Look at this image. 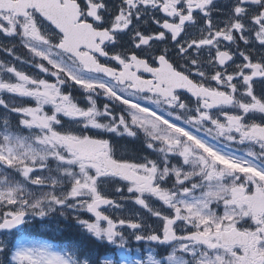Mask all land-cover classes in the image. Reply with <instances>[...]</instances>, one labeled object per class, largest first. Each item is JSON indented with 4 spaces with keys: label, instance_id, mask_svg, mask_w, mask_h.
<instances>
[{
    "label": "snow or ice",
    "instance_id": "1",
    "mask_svg": "<svg viewBox=\"0 0 264 264\" xmlns=\"http://www.w3.org/2000/svg\"><path fill=\"white\" fill-rule=\"evenodd\" d=\"M130 240L264 264V0H0V264Z\"/></svg>",
    "mask_w": 264,
    "mask_h": 264
},
{
    "label": "rangeland",
    "instance_id": "2",
    "mask_svg": "<svg viewBox=\"0 0 264 264\" xmlns=\"http://www.w3.org/2000/svg\"><path fill=\"white\" fill-rule=\"evenodd\" d=\"M38 222H40V225H37ZM65 222H66L65 220L58 218V217L51 218V219L45 218L43 220L37 218V219H34L30 225H28L26 231L31 232L33 228H36L37 231H39L37 233L48 232V233L58 234L59 231L57 230L58 229L60 230L62 223H65ZM30 232L27 233V235H29L30 237L51 243L46 238L45 239L38 238L34 235H31ZM111 246L114 247L113 245ZM154 247L155 246L147 245L143 242H135V241L130 240L129 244L126 246V249H118L117 247L115 248L114 253L116 254V256L113 254V257H112L113 259L110 256H104L103 259H112L113 261H115V264H119V261L121 259V253L123 252L124 255L129 256L130 258L140 259L144 261L147 259L149 250ZM137 249H139L138 252L136 251ZM111 253H113V251H111Z\"/></svg>",
    "mask_w": 264,
    "mask_h": 264
},
{
    "label": "trees",
    "instance_id": "3",
    "mask_svg": "<svg viewBox=\"0 0 264 264\" xmlns=\"http://www.w3.org/2000/svg\"><path fill=\"white\" fill-rule=\"evenodd\" d=\"M49 240L52 241L54 243V245H59V246H63L64 241H73V242H78V237L74 231V227L71 224V222H67L66 224L62 225V230L61 233L57 236H53L51 234H49L48 236ZM95 243L96 242H91L88 244H80V247L82 249V252H84L85 254L88 255V257L93 260L96 261L95 259Z\"/></svg>",
    "mask_w": 264,
    "mask_h": 264
},
{
    "label": "flooded vegetation",
    "instance_id": "4",
    "mask_svg": "<svg viewBox=\"0 0 264 264\" xmlns=\"http://www.w3.org/2000/svg\"><path fill=\"white\" fill-rule=\"evenodd\" d=\"M23 227H24V231L26 232V229H27L28 225H25Z\"/></svg>",
    "mask_w": 264,
    "mask_h": 264
}]
</instances>
